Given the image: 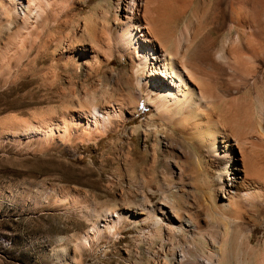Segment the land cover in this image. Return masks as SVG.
<instances>
[{
    "label": "bare ground",
    "instance_id": "bare-ground-1",
    "mask_svg": "<svg viewBox=\"0 0 264 264\" xmlns=\"http://www.w3.org/2000/svg\"><path fill=\"white\" fill-rule=\"evenodd\" d=\"M90 1L0 0L1 85L26 72L22 60L32 69L49 54L74 75L108 78L115 91L105 89L100 100L73 93L75 108L3 116L0 135L68 154L110 138L121 168L132 165L137 135L152 139L143 143L151 164L164 156L167 178H141L136 206L109 211L102 224L95 219L69 238L74 253L133 227L148 252L159 239L169 256L148 264H264V0H99L72 17ZM54 27L62 30L51 33ZM35 73L49 88L60 79L43 68ZM143 99L152 115L128 129ZM53 203L77 209L84 201L61 191Z\"/></svg>",
    "mask_w": 264,
    "mask_h": 264
},
{
    "label": "rangeland",
    "instance_id": "rangeland-1",
    "mask_svg": "<svg viewBox=\"0 0 264 264\" xmlns=\"http://www.w3.org/2000/svg\"><path fill=\"white\" fill-rule=\"evenodd\" d=\"M97 1L91 0L79 7L82 9L73 11L72 17L83 15ZM61 30V27L49 29L51 33ZM24 60L20 66L26 67L27 73L17 71L14 82L0 84V118L10 114L27 117L50 106L75 108L78 102L73 93L81 96L84 90L94 93L97 100L102 98L105 89L115 94L108 78L92 82L82 73L74 75L71 68L65 66V69L49 54L36 57L32 69L27 68L28 60ZM112 66L118 69L122 63L114 58ZM42 68L59 73L60 79L55 86L42 85L40 75L35 73ZM141 104L139 113L128 123V129L152 115V107L144 99ZM0 138V264H148L149 258L169 260L166 252L159 249V239L150 247V252L144 242L138 245L133 227L121 230L116 240L98 241L93 249L82 248L74 253V244L70 242L89 231L95 219H101L102 224L109 211L136 206L140 199L141 178L149 177L156 183L167 178L162 153L151 164V154L143 151L145 145L151 144V137L144 143L141 136L135 135L133 143L137 147L132 142L129 144L133 156L129 168H121L123 155L109 148L110 138L99 141L96 149L93 144H81L72 154L55 147L38 151L23 144L14 145L3 135ZM102 156L108 157L103 164ZM61 191L83 200L82 208H66L64 203H53ZM159 198L154 196L153 201Z\"/></svg>",
    "mask_w": 264,
    "mask_h": 264
}]
</instances>
